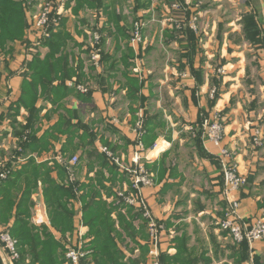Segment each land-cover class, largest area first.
Here are the masks:
<instances>
[{
	"label": "crops",
	"instance_id": "crops-1",
	"mask_svg": "<svg viewBox=\"0 0 264 264\" xmlns=\"http://www.w3.org/2000/svg\"><path fill=\"white\" fill-rule=\"evenodd\" d=\"M47 1L21 0L24 38L0 49V174L9 173L0 180V200L4 194L13 197L0 233L6 230L19 240L17 264H42L49 243L65 250L82 243L89 253L84 264H96L95 236L84 222V207L100 201L110 210L112 236L124 262L151 263L146 220L117 202V192L131 186L126 168L141 121L143 163L153 175V186L142 194L165 230L162 264H264V241L247 243L241 258L240 245L219 230L226 207L220 149L197 138L195 129L202 114H220L222 145L235 152L238 170L248 180L234 194L239 215L246 222L264 218V52L261 35L246 28L253 16L263 32L264 0H236L234 8H229L232 0H189L184 11L173 10L170 0H95L93 7L80 8L78 0H50L63 14L58 31L69 35L60 51L43 44L33 49V18ZM194 16L200 32L175 28ZM138 21L146 26L143 42L134 46ZM96 31L103 37L99 67L90 61ZM45 63L51 77L37 80L31 113L22 99L32 74H44ZM71 80L86 85L89 94L68 87ZM256 131L260 148L253 144ZM107 147L113 160L102 152ZM75 156L77 186L61 201L71 229L62 232L63 225L60 229L51 220L46 196L52 186H68L62 161ZM126 235L131 239L125 241ZM57 256L68 264L62 249Z\"/></svg>",
	"mask_w": 264,
	"mask_h": 264
},
{
	"label": "built area",
	"instance_id": "built-area-1",
	"mask_svg": "<svg viewBox=\"0 0 264 264\" xmlns=\"http://www.w3.org/2000/svg\"><path fill=\"white\" fill-rule=\"evenodd\" d=\"M172 3L171 8L175 11H184V4L189 0H170ZM62 13L57 10L52 1H47L40 6L39 12L33 18V25L31 29L33 41V49L38 48L43 44L44 39L50 38L51 30L57 29L62 23ZM146 23L138 21L135 23L132 31L131 44L134 46L140 45L143 42V30ZM175 28L182 32L185 28L197 33L199 31V19L198 16L190 17L184 21L175 23ZM102 35L99 32L94 33V53L91 55V62L99 67L100 55L99 47L102 43ZM262 50L264 52V31L262 33ZM138 72V69L135 70ZM68 87L76 88V90L82 94H87L89 89L86 85L77 83L76 80L68 81ZM216 94V88L211 92L213 98ZM142 121L136 128L137 141L136 150L131 157V166L126 168L131 181L133 194L126 195L124 192H118L117 202L119 205L127 208L134 209L139 215L146 220L147 230L149 233V257L150 264H162L160 259V247L162 238L164 236V227L153 216L146 198L143 197L142 190L153 186V175L146 169L143 163L142 152L143 146L142 139ZM197 128L202 130V137L205 141L210 142L216 148L220 149L219 161L222 167V173L224 177V196L226 207L223 218L217 222L219 230L232 241L237 244L247 242L252 245L256 242L264 241V218L255 219L252 222L243 221L239 215L240 201L234 197V194L241 191L247 186L248 180L243 176L239 170L238 165L235 162V152L229 148L223 147V141L225 138V128L221 121L219 113H214L210 118L205 119L202 124L197 125ZM253 144L256 148L263 146V140L259 131H256L253 138ZM156 148V146H155ZM102 152L108 155L113 160L112 153L108 148H103ZM64 162L67 166L68 176L71 183L77 181L76 168L80 161L78 157H72L68 162ZM8 172L0 174V179L4 180L8 177ZM77 192V191H76ZM81 237V235H79ZM19 240L14 238L8 231L0 233V256L5 264H17L21 260L19 252ZM3 250V251H2ZM1 252H5L2 256ZM89 255L83 248V244L78 246L68 247L66 250L65 258L68 264H82L83 260Z\"/></svg>",
	"mask_w": 264,
	"mask_h": 264
},
{
	"label": "trees",
	"instance_id": "trees-1",
	"mask_svg": "<svg viewBox=\"0 0 264 264\" xmlns=\"http://www.w3.org/2000/svg\"><path fill=\"white\" fill-rule=\"evenodd\" d=\"M50 1V0H49ZM91 1L95 0H78V6L84 7L89 6L93 7L91 5ZM103 1V0H100ZM247 24L246 28L247 30H250L252 32V36L256 35L260 38L261 35V42H262V31L258 30L257 24L254 21V17L247 18ZM62 23L60 27L57 29L51 30L50 32V38H46L43 41V45L48 46L50 50L53 51H60L65 47L66 40L69 39V35L66 33H61L58 30L61 28ZM26 28V21H25V14L23 11L21 0H0V49L2 48L3 44L7 42H14L17 40H20L24 38V29ZM188 28H185L182 32L188 33ZM264 31V29H263ZM255 36V37H256ZM263 48V46H262ZM37 63L34 62V64ZM48 63L44 64V74H42L39 71H36L32 74V84L30 85V91L26 92V96L22 99L23 107L28 109L31 113L35 111V102L37 101V92L35 91V85L37 83V80L41 79L43 77L44 80H48L51 77V72L47 68ZM77 83H79L77 81ZM80 84V83H79ZM65 86V84L63 83ZM84 85V84H82ZM60 89H63L62 86L59 87V89L55 92L57 94L60 93ZM74 91H77L76 88H72ZM90 92V90H89ZM82 94L79 92V94L82 95H88ZM63 96V95H61ZM218 99V89L216 87V94L212 100V104L216 102ZM207 116L201 115L200 119L198 120L197 124H201ZM198 131L200 132L198 137L202 136V130L198 128ZM29 140V139H28ZM108 148V147H107ZM65 161V160H64ZM61 168L64 170L66 176H67V187L63 186H52V189H50V193L46 196L47 203L50 208V214H51V220L54 223V225L58 226L63 225L62 232H67L71 229V221H70V213L67 211L66 206L64 205V202L62 203V199L64 198H70L72 197L73 190H75L77 186V182L71 183L69 176H68V170L67 166L64 165V162H62ZM77 173V170H76ZM9 176V175H8ZM8 178V177H7ZM6 178V179H7ZM2 180V179H0ZM5 180V179H4ZM8 181V180H7ZM5 181V182H7ZM51 188V185H50ZM0 200V221L8 220L6 218L5 214L7 211L12 210L13 206V197H9L8 195L4 194V197H1ZM22 198V197H21ZM23 199V198H22ZM20 207V206H19ZM84 222L89 227L90 234L95 236V239L93 241V257L95 259L96 264H128V262H124V256L122 252L118 249L117 244L114 243L115 238L112 236L113 232V226L110 222V210L108 207H106L105 204H102V202L97 203H91L84 207ZM122 224L127 225L130 227L129 224L125 223L124 219L122 218ZM60 228V227H59ZM60 228V229H61ZM6 231V230H4ZM131 235V234H130ZM240 245L241 248V258L246 257L247 253V242H243ZM60 244L56 243H49L48 245H44V251L41 256L40 262L42 264H62L60 261L59 256H57V250L58 248L62 249L63 252V258L65 263V248L61 246ZM145 252L147 251L144 249ZM163 260V257H160ZM164 261V260H163ZM86 262V259L82 262L84 264ZM1 264V259H0Z\"/></svg>",
	"mask_w": 264,
	"mask_h": 264
},
{
	"label": "rangeland",
	"instance_id": "rangeland-1",
	"mask_svg": "<svg viewBox=\"0 0 264 264\" xmlns=\"http://www.w3.org/2000/svg\"><path fill=\"white\" fill-rule=\"evenodd\" d=\"M235 1H236V0H232V3L230 4V7H229V8H234V6H236V5L233 4V3H235ZM222 3L225 4V2H222ZM155 6L158 7V8L160 7L159 4H156ZM229 11H230V9H227V13H228V14H229ZM155 16H156L157 19H160V20H161V13H158L156 10H155ZM134 25H135V24H134ZM133 28H134V26H133ZM96 32H99V31H96ZM198 32H200V27H199V31H198ZM198 32H197V33H198ZM94 33H95V32H94ZM94 33L92 34V43H91V47H94V41H93V40H94ZM99 33H100V32H99ZM101 35H102V34H101ZM90 42H91V41H89V44H90ZM130 43H131V42H130ZM101 44H102V43H101ZM90 61H91V58H90ZM91 63H92V62H91ZM136 69L139 70V67H136ZM136 69H135V70H136ZM135 70H134V71H135ZM212 90H213V89H212ZM211 92H212V91H211ZM210 95H211V93H210ZM211 98H212V97H211ZM213 98H214V97H213ZM213 98H212V99H213ZM208 118H209V117H207L206 119H208ZM201 124H202V123H201ZM197 125H200V124H197ZM195 129L198 130L197 127H195ZM118 192H124L126 195H129V194H131V193L133 194L134 190L132 189V186H130L128 190H122V191H118ZM118 192H117V194H118ZM224 199H225V197H224ZM130 209H132V208H130ZM224 211H225V208H224ZM147 235L149 236V233H148ZM228 237H229V236H228ZM128 238H130V237H128V236L126 235L125 241H128V240H129ZM130 239H131V238H130ZM229 240L232 241V239H230V237H229ZM233 242H234V241H233ZM234 243H235V242H234ZM236 244H237V243H236ZM65 254H66V252H65ZM143 258H144V257H143ZM84 260H85V259H84ZM84 260H83V261H84ZM146 260H147V259L145 258V259H144V262H145Z\"/></svg>",
	"mask_w": 264,
	"mask_h": 264
}]
</instances>
